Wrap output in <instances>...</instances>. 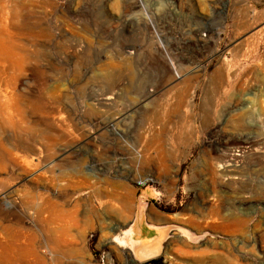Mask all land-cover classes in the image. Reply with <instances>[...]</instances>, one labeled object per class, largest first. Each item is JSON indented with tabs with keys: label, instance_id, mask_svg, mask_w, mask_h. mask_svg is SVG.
Listing matches in <instances>:
<instances>
[{
	"label": "rangeland",
	"instance_id": "1",
	"mask_svg": "<svg viewBox=\"0 0 264 264\" xmlns=\"http://www.w3.org/2000/svg\"><path fill=\"white\" fill-rule=\"evenodd\" d=\"M0 6V264H132L156 215L151 264H264V0Z\"/></svg>",
	"mask_w": 264,
	"mask_h": 264
},
{
	"label": "water",
	"instance_id": "2",
	"mask_svg": "<svg viewBox=\"0 0 264 264\" xmlns=\"http://www.w3.org/2000/svg\"><path fill=\"white\" fill-rule=\"evenodd\" d=\"M132 223L124 225L128 229L125 237L133 262L141 264L161 257L171 237L176 233L190 235L191 231L180 223L168 221L152 227L149 233L138 234L131 228ZM132 263V264H134Z\"/></svg>",
	"mask_w": 264,
	"mask_h": 264
},
{
	"label": "bare ground",
	"instance_id": "3",
	"mask_svg": "<svg viewBox=\"0 0 264 264\" xmlns=\"http://www.w3.org/2000/svg\"><path fill=\"white\" fill-rule=\"evenodd\" d=\"M4 5V4H3ZM1 7V6H0ZM4 9H5V7H4ZM4 9H2V10H4ZM0 11H1V9H0ZM1 12H4V11H1ZM2 14L0 13V20H1V16ZM3 18L4 19H7L8 18V16L7 15H4L3 14ZM1 21H3V20H1ZM0 40L2 41V39L0 38ZM134 48V47H133ZM12 50H10L9 48H3V50H2V54L5 56V57H7L9 60H10V62L13 60L14 62H16L17 64H18V66L20 67V69H21V67L23 66V63H24V61H22V59H21V57H20V59H18L19 58V56L20 55H18V57H16V55L14 54V52H13V54H12V52H11ZM21 51H23V50H21ZM16 53V52H15ZM19 54V53H18ZM15 55V56H14ZM24 59V58H23ZM167 62H169V61H167ZM166 62V60H161V59H159L158 60V67L160 66L163 70H165V71H171L170 69V66H169V63H167ZM172 65V64H171ZM174 65V64H173ZM224 67V66H223ZM221 69H222V66L220 67ZM219 68V69H220ZM218 72V71H217ZM221 71L219 70V73H220ZM225 72V71H224ZM222 74V73H221ZM2 76V75H1ZM0 76V77H1ZM221 79V78H220ZM222 80V79H221ZM4 81V80H3ZM5 82V81H4ZM2 85H4L5 86V88H3L2 87ZM180 87H178V91L180 90L181 91V88L179 89ZM176 91V90H175ZM8 92H10V90H8L7 88H6V84L5 83H3L2 81H0V101H2V99L3 98H6V97H8L7 95H8ZM181 93H182V91H181ZM175 94H176V92H175ZM183 94V93H182ZM178 95V94H177ZM181 95V94H180ZM110 96V95H109ZM185 96V95H184ZM183 96V97H184ZM172 97H174V96H172ZM175 97H176V95H175ZM106 98V97H105ZM180 99H182V98H180ZM175 101V100H174ZM174 101H173V103H174ZM181 102H182V100H181ZM180 103V102H179ZM184 103V102H183ZM182 104V103H181ZM185 104V103H184ZM176 105V104H175ZM1 106V105H0ZM177 106V105H176ZM181 106V105H180ZM171 107H173V105L171 106ZM179 107V106H178ZM167 108V107H166ZM176 107H174V109H175ZM180 108V107H179ZM156 110V109H155ZM153 111V110H152ZM161 112V111H160ZM187 114V113H186ZM159 115V114H158ZM180 115V114H179ZM182 115V114H181ZM154 117V116H153ZM179 117V116H178ZM164 118V117H163ZM157 119V118H156ZM170 119V118H169ZM158 120V119H157ZM152 121V120H151ZM156 122V121H155ZM144 123V122H143ZM179 123V122H178ZM181 124V123H180ZM152 125V124H151ZM174 127V126H173ZM153 128V127H152ZM174 133V132H173ZM159 134V133H158ZM158 136H160V135H158ZM141 137V136H140ZM154 141V140H153ZM149 143V142H148ZM145 144H147V143H145ZM148 145V144H147ZM149 149V148H148ZM160 149V148H159ZM162 149V148H161ZM233 155V154H232ZM147 156H145V158H146ZM230 157H231V155H230ZM236 157V156H235ZM238 157V156H237ZM240 157V156H239ZM148 158V157H147ZM241 158V157H240ZM239 159V158H238ZM231 160V159H230ZM232 161L233 162H236V160L234 161V159H232ZM226 163H228V161L226 162ZM230 164H231V162H229ZM225 164V163H224ZM229 164V165H230ZM233 164V163H232ZM235 164V163H234ZM220 165V164H219ZM223 166V165H222ZM221 166V167H222ZM226 166H228V164L226 165ZM225 166V167H226ZM231 166V165H230ZM234 166H237V165H234ZM221 167H219V168H221ZM236 168V167H235ZM234 168V169H235ZM223 169V168H222ZM229 169V168H228ZM230 170V169H229ZM232 170H233V168H232ZM238 170H239V168H238ZM228 170H227V168H224L222 171H220V173L223 175H228V172H227ZM231 172V171H230ZM214 174H215V172H214ZM242 174V173H241ZM218 175V174H217ZM243 175V174H242ZM228 177V176H227ZM230 177V176H229ZM233 179V178H232ZM240 179V178H239ZM233 182V181H232ZM235 182V181H234ZM247 183V182H246ZM239 184V183H238ZM239 187V186H238ZM240 189V188H239ZM238 192V191H237ZM54 206V205H53ZM42 208L43 207H41V210H42ZM58 208V207H57ZM44 210H45V208H43ZM59 209V208H58ZM39 210V209H38ZM60 210H61V208H60ZM53 211V210H52ZM56 211H58V210H56ZM74 213H75V211H73ZM50 213V212H49ZM54 213V212H53ZM66 214H68V213H66ZM71 216H74V214L72 213L71 214ZM31 219V218H30ZM67 219H69V218H67ZM64 216H60V213H59V215H54V217L52 216L51 217V219H49V222H50V224H54V223H59V227L57 226L55 229H53V234H54V237H55V239H56V242L59 244V245H61L60 244V242H62V241H66L67 239H68V237L71 235V226H72V222H70L69 220H67ZM162 219V218H161ZM58 221H61V222H63L62 224L60 223V222H58ZM49 224V225H50ZM55 225V224H54ZM71 239V238H70ZM121 246H123L124 248H126V246H125V243L124 242H122L121 244H120ZM22 254H23V250L22 249H20V256L22 257Z\"/></svg>",
	"mask_w": 264,
	"mask_h": 264
},
{
	"label": "crops",
	"instance_id": "4",
	"mask_svg": "<svg viewBox=\"0 0 264 264\" xmlns=\"http://www.w3.org/2000/svg\"><path fill=\"white\" fill-rule=\"evenodd\" d=\"M162 218V219H161ZM156 221H149L148 218H143L142 216L138 220H134V222L131 225V228L138 234H144L149 233L150 229L156 225L168 222L170 220H165V217L162 215H156V218H154ZM137 221L138 228L136 227L135 222Z\"/></svg>",
	"mask_w": 264,
	"mask_h": 264
},
{
	"label": "built area",
	"instance_id": "5",
	"mask_svg": "<svg viewBox=\"0 0 264 264\" xmlns=\"http://www.w3.org/2000/svg\"><path fill=\"white\" fill-rule=\"evenodd\" d=\"M137 184L142 185L143 184L142 180L137 181ZM145 263L151 264L150 261H147V262H144V263H141V264H145Z\"/></svg>",
	"mask_w": 264,
	"mask_h": 264
},
{
	"label": "trees",
	"instance_id": "6",
	"mask_svg": "<svg viewBox=\"0 0 264 264\" xmlns=\"http://www.w3.org/2000/svg\"><path fill=\"white\" fill-rule=\"evenodd\" d=\"M157 262H158L157 259L150 260V263H157Z\"/></svg>",
	"mask_w": 264,
	"mask_h": 264
}]
</instances>
